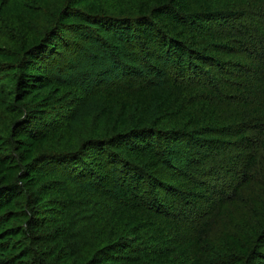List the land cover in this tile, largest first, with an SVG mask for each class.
Returning <instances> with one entry per match:
<instances>
[{
	"label": "trees",
	"instance_id": "16d2710c",
	"mask_svg": "<svg viewBox=\"0 0 264 264\" xmlns=\"http://www.w3.org/2000/svg\"><path fill=\"white\" fill-rule=\"evenodd\" d=\"M100 40L120 84L50 75ZM0 111V264H264V0H0Z\"/></svg>",
	"mask_w": 264,
	"mask_h": 264
},
{
	"label": "rangeland",
	"instance_id": "374dc122",
	"mask_svg": "<svg viewBox=\"0 0 264 264\" xmlns=\"http://www.w3.org/2000/svg\"><path fill=\"white\" fill-rule=\"evenodd\" d=\"M122 38H125L124 34H121ZM132 35L129 34V37ZM126 37V39L129 40L130 38ZM133 40L135 41L134 36ZM124 42V43H123ZM129 42H118L116 41L115 44H101L103 43V40L92 43H89L88 45L73 47L72 49L68 51H62L59 52L56 57H54L51 61L50 65V75L53 76V78L58 81L59 83H67L68 85H78L79 87L85 89L86 91H90L92 87L96 85L97 80H104L105 82L101 83V85H116L120 84L123 78L127 77V74H129V71H124L122 69L118 68V64L123 62L126 64V60L120 57V54L116 48H125L126 52L131 51V47L129 46ZM139 44V43H137ZM116 47V48H115ZM118 57L120 61H118ZM157 58V57H155ZM152 61V60H151ZM114 63V64H113ZM144 63V62H142ZM163 63V62H162ZM114 65L117 66V69H114ZM146 66L150 69L151 64L146 63ZM165 66V65H164ZM147 67H140L141 76H145L144 73L148 72ZM148 70H146V69ZM121 75V76H119ZM134 78H138V76H134ZM151 82H154V80H151ZM100 85V84H99ZM96 113L95 109H92L91 106L85 108V110H82V112H79L75 116L74 124L76 126H81V124L85 123V128L88 130L90 128V124L92 121V117ZM3 115V112L0 111V118ZM88 120V121H85ZM171 160V159H170ZM190 160L188 161V163ZM187 167L184 168L183 165H181L182 170L189 169V165H186ZM116 167V166H115ZM72 170V168H70ZM125 169V167L117 166L115 169L116 175L122 174V171ZM71 178L76 180H69L72 184H80L81 186L87 185V182L83 178L84 175L80 174V172H72ZM87 175V173H86ZM78 179V180H77ZM79 179H82L79 181ZM159 194V193H158ZM158 198H161V194L158 195ZM90 205L97 208V211L99 212V216L104 218L108 214V206L104 205L102 200L93 195L91 199H88ZM94 220H86L83 225L84 227L87 226L89 229L86 231V238L90 239V235L92 231H94L96 227L101 226L100 222L98 221V224H93ZM149 247L148 243L142 244L140 247L141 251H143L144 248Z\"/></svg>",
	"mask_w": 264,
	"mask_h": 264
}]
</instances>
